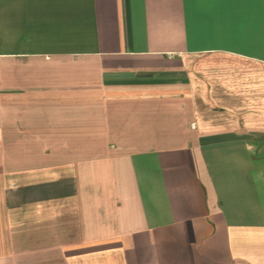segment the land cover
I'll list each match as a JSON object with an SVG mask.
<instances>
[{"label":"crops","instance_id":"obj_1","mask_svg":"<svg viewBox=\"0 0 264 264\" xmlns=\"http://www.w3.org/2000/svg\"><path fill=\"white\" fill-rule=\"evenodd\" d=\"M0 264H264V0H0Z\"/></svg>","mask_w":264,"mask_h":264}]
</instances>
